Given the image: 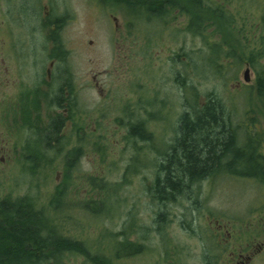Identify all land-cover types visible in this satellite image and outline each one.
Segmentation results:
<instances>
[{
    "label": "rangeland",
    "instance_id": "rangeland-1",
    "mask_svg": "<svg viewBox=\"0 0 264 264\" xmlns=\"http://www.w3.org/2000/svg\"><path fill=\"white\" fill-rule=\"evenodd\" d=\"M25 1L30 13L21 17L23 0H0V20L13 11V33L27 41L34 39L32 12L41 10V1L54 2L55 10L65 14L63 69L76 93L73 115L83 127L78 132L83 153L68 180L62 179V154L55 158L54 152L47 153L38 164L18 155L0 173V201L27 195L35 207L48 211L58 231L98 248L96 257L104 254L110 264H203L204 252L217 253L218 223L240 240L250 232L261 238L264 186L256 180L217 174L174 201L152 199L147 185L157 175L158 150L171 143L183 112L185 91L177 79L193 86L199 104L208 94L217 97L243 132L247 122H254L264 158V97L255 88L256 69L264 58L252 59L249 81L242 79L249 50L262 33L264 0H200L221 7L222 20L228 13L238 20L222 25L219 12L205 4L196 15L200 25L193 28L190 15L180 10L186 4L189 12V6L181 0L176 11L166 7L163 15L144 18L143 10L141 19L104 2L95 7L89 0ZM2 26L0 22L1 37ZM36 40L42 44V38ZM93 75L101 91L94 88ZM136 120L151 133L150 141L128 134ZM91 179L106 186L100 190ZM58 184L60 200L48 205ZM126 243L139 244L142 251H115V246L124 250ZM66 260L87 264L79 254Z\"/></svg>",
    "mask_w": 264,
    "mask_h": 264
},
{
    "label": "trees",
    "instance_id": "trees-1",
    "mask_svg": "<svg viewBox=\"0 0 264 264\" xmlns=\"http://www.w3.org/2000/svg\"><path fill=\"white\" fill-rule=\"evenodd\" d=\"M122 1L130 6L140 5L155 16L163 15L166 9H151L153 8L151 5L161 2L169 3L174 11L179 6V0ZM181 1L193 4L188 12L189 26L192 28L199 26L200 21L196 15L201 10L198 5L202 2H199L200 0ZM206 7L213 12L218 11L222 20L224 10L221 7L214 8L207 3ZM183 9L181 5L182 12ZM261 21L262 33L258 41L254 40L255 43L246 57V63L250 66L253 65L252 59L255 61L258 57L264 58V15L261 16ZM231 22L233 21L228 13L220 24L230 25ZM250 29L251 25L248 26V30ZM177 81L185 91L183 112L177 119V127L171 143L165 150H158L161 158H158L155 163L157 175L152 184L147 185L152 199L174 201L179 194L187 193L196 182L221 173L253 179L264 186V158L259 150L260 135L256 127L254 126L251 132H247V129L243 132L241 125L231 123L232 116L225 111L217 97L208 95L207 103L200 105L196 101L193 86L186 84L183 78ZM255 88L258 96L264 97V64L256 69ZM130 129L131 133L137 132L140 130V124H130ZM148 138L150 139V136H144L142 133L140 139L146 141L149 140ZM73 169L69 162L64 169L62 179L68 180L66 178ZM98 181L97 184L91 179L90 183L100 190L104 189L106 184L101 179ZM62 184L56 186L48 205L57 206ZM98 201H101L100 198ZM97 251L98 248L92 249L85 240L64 235L58 231L48 211L35 207L32 199L27 195L0 201V264H72L66 260V257L77 254L81 255L87 264L111 263L110 258L104 254L96 257ZM115 251L130 255L140 253L142 246L126 243L124 250L121 246H115Z\"/></svg>",
    "mask_w": 264,
    "mask_h": 264
},
{
    "label": "flooded vegetation",
    "instance_id": "flooded-vegetation-1",
    "mask_svg": "<svg viewBox=\"0 0 264 264\" xmlns=\"http://www.w3.org/2000/svg\"><path fill=\"white\" fill-rule=\"evenodd\" d=\"M89 2L95 7H98L100 2L119 6L139 19L143 17V10L146 12L144 18L155 16L140 5H126L122 0ZM21 3L19 14L21 17L29 15L28 3L24 0ZM40 4L41 10L37 7L36 12L31 11L35 19L31 31L33 40L27 41L26 37L19 36L21 34L13 33V24H16L13 21V11H9L12 13L10 18L6 15L5 19L0 20L5 33L3 37L0 36V173L14 164L20 154L37 164L45 160L47 153L54 152L55 158L62 154V168L65 169L69 162L70 167L75 168L83 153L82 143L79 144L82 141L78 139V132L82 133L83 127L75 124L73 115L74 108L77 107L76 93L71 78L63 69L61 27L65 14L55 10L54 2H51V6L48 1L46 4L41 1ZM205 4L203 2L198 6L203 8ZM187 5L193 6L190 3ZM151 6V9L155 10L172 7L171 4L162 2ZM182 6L187 16V6ZM251 15L244 19L250 21ZM231 19L233 22L238 20L235 16ZM20 25H17V29ZM36 37L43 39L42 44ZM92 79L93 86L97 89L96 76L93 75ZM237 84L240 85V82L237 81ZM97 90L101 91L99 87ZM208 95L200 105L207 103ZM135 122L140 124V130L131 133L129 125L128 134L141 138L143 133L152 139L151 133L143 129V122ZM231 122H235L232 117ZM245 125L247 132H251L255 123L250 121ZM217 222L218 220H215L216 224ZM214 232L217 235L216 240L219 241L216 245L217 253L213 257L207 251L204 252L203 264H264V222L261 238L259 233L250 232L249 236L240 240V236L233 237L232 233L219 223Z\"/></svg>",
    "mask_w": 264,
    "mask_h": 264
},
{
    "label": "water",
    "instance_id": "water-1",
    "mask_svg": "<svg viewBox=\"0 0 264 264\" xmlns=\"http://www.w3.org/2000/svg\"><path fill=\"white\" fill-rule=\"evenodd\" d=\"M249 73H250L249 65H248V63H245V67H244V70L242 72L243 81H245V82L249 81Z\"/></svg>",
    "mask_w": 264,
    "mask_h": 264
},
{
    "label": "bare ground",
    "instance_id": "bare-ground-1",
    "mask_svg": "<svg viewBox=\"0 0 264 264\" xmlns=\"http://www.w3.org/2000/svg\"><path fill=\"white\" fill-rule=\"evenodd\" d=\"M27 22V21H26ZM41 32V31H40ZM252 69V68H251ZM19 92V91H18ZM232 123V122H231ZM46 153V152H45ZM228 169V168H227ZM117 184V183H116ZM118 186V185H117ZM206 196V195H205Z\"/></svg>",
    "mask_w": 264,
    "mask_h": 264
}]
</instances>
